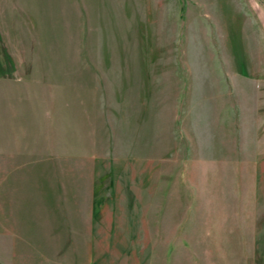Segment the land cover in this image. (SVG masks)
Instances as JSON below:
<instances>
[{
    "label": "rangeland",
    "instance_id": "374dc122",
    "mask_svg": "<svg viewBox=\"0 0 264 264\" xmlns=\"http://www.w3.org/2000/svg\"><path fill=\"white\" fill-rule=\"evenodd\" d=\"M0 264H264V0H0Z\"/></svg>",
    "mask_w": 264,
    "mask_h": 264
}]
</instances>
